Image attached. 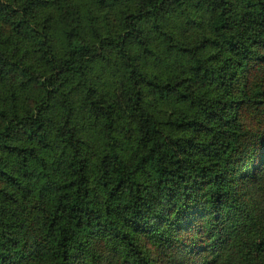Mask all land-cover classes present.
<instances>
[{"label":"trees","instance_id":"trees-1","mask_svg":"<svg viewBox=\"0 0 264 264\" xmlns=\"http://www.w3.org/2000/svg\"><path fill=\"white\" fill-rule=\"evenodd\" d=\"M0 264H264V0H0Z\"/></svg>","mask_w":264,"mask_h":264},{"label":"rangeland","instance_id":"rangeland-1","mask_svg":"<svg viewBox=\"0 0 264 264\" xmlns=\"http://www.w3.org/2000/svg\"><path fill=\"white\" fill-rule=\"evenodd\" d=\"M261 155H262V151H261V152L258 151V152L254 155L253 161H257V160H259V159L261 158ZM241 183H242V179H239V178L234 179V184H235V187H237V191H238V190H242V188L240 187Z\"/></svg>","mask_w":264,"mask_h":264}]
</instances>
